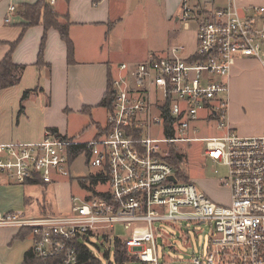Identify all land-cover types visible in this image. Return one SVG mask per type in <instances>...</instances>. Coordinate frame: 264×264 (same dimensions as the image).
Instances as JSON below:
<instances>
[{
	"label": "built area",
	"instance_id": "2783aa9c",
	"mask_svg": "<svg viewBox=\"0 0 264 264\" xmlns=\"http://www.w3.org/2000/svg\"><path fill=\"white\" fill-rule=\"evenodd\" d=\"M245 1L193 8L184 0L183 21L198 24L196 52L186 56L185 46L173 47L136 67L122 64L111 83L108 125L93 141L49 129L41 142L0 144V189L47 188L71 178L78 159L72 161L71 153L82 146L94 170L84 179L99 177L94 189L101 194L95 196L86 182L81 186L87 195L72 198L64 214L32 216L0 205V231L29 237L36 264H80L79 245L90 248L96 238L114 251L120 240L131 263L162 264L157 237L163 234L156 223H205L214 226L212 246L189 264H264V136L243 137L227 120L232 67L242 58L264 65V6ZM201 123L224 134L201 136ZM199 142L207 159L227 168L220 183L230 190L229 205L214 202L194 182L178 180L169 163L171 148L186 155L178 146ZM117 226L128 232L125 238Z\"/></svg>",
	"mask_w": 264,
	"mask_h": 264
},
{
	"label": "crops",
	"instance_id": "0c3cea01",
	"mask_svg": "<svg viewBox=\"0 0 264 264\" xmlns=\"http://www.w3.org/2000/svg\"><path fill=\"white\" fill-rule=\"evenodd\" d=\"M38 1L0 0V63L11 52V46L22 36L23 25L26 23L20 14L23 6ZM146 2L55 0L52 4L51 0H48L60 23H69V34L75 49L74 62H69V50L61 34L55 29H50L43 49V65H39L45 27L43 24L29 27L12 54L13 64L19 66L14 72L19 83L0 92V144L17 141L41 142L49 129L77 141H93L84 139L85 136L81 139L79 134L83 129L92 130L88 118L93 120L98 109H106L109 114V108L100 104L107 95L110 81L118 76L119 67L128 64L132 68L147 61L140 60L141 58L112 59L111 51H106L105 43L125 24V14L135 12ZM183 2L184 0H176V4L169 7L176 42L183 41L186 33L192 32L191 25H196L194 32L196 37L198 35L197 22H185L182 19ZM214 3L216 0H197L195 5L191 6L195 8L197 5H204L210 8ZM245 4L264 6V0H246ZM14 6L16 10L10 13L9 9ZM7 18H10L11 23H7ZM181 46L184 45L174 44L163 54L166 55L173 47ZM230 74L227 111L230 127L243 137L264 136V65L252 58H242L232 67ZM26 92H29L30 96L23 100V94ZM77 120L80 122L76 124ZM214 131L219 136L224 134L216 129ZM15 187L19 186L0 189V204L9 211L23 210L32 204L31 199L25 196V190L18 195L15 193ZM20 187L24 189L27 186ZM223 187L230 195V190ZM203 192L206 194L204 190ZM20 198L25 200L21 201ZM229 199L226 205L231 203V195ZM70 207L60 214L68 212ZM6 233L10 235L8 242L3 241ZM18 236L19 233L14 231H0V264H24L25 249H22V252L15 250L10 256V250L4 247L18 241ZM20 239L30 238L25 235ZM29 246L31 252V239Z\"/></svg>",
	"mask_w": 264,
	"mask_h": 264
},
{
	"label": "rangeland",
	"instance_id": "374dc122",
	"mask_svg": "<svg viewBox=\"0 0 264 264\" xmlns=\"http://www.w3.org/2000/svg\"><path fill=\"white\" fill-rule=\"evenodd\" d=\"M146 1V4L137 8L135 12L125 14L127 17L125 24L120 26L115 36L110 37L111 39L109 38L105 43L106 51H111L112 59L141 58L140 60L148 61L154 57L164 56L163 53L166 49L174 44L186 46V55L195 53L198 47L194 32L196 25H191L192 32L186 33L183 41H175L174 24L171 21L172 16L169 14V7L175 5L176 0ZM196 1L191 0L190 5H195ZM181 24L183 25L184 22ZM107 118L108 110L98 109L97 116L95 115L93 120L88 118V124L90 126L92 124V130L83 129L79 134L82 136L81 139L85 136L84 139L93 140L96 134L98 135L107 127ZM79 122L78 120L75 121L76 124ZM200 125L201 136L214 137L216 135L215 124L211 126L201 123ZM158 137L161 138L160 135ZM204 148V142L178 146L177 149L185 151L186 154L185 161L181 166L187 174L186 176L196 184L199 190H204L214 201L226 205L230 201V195L220 181L225 178L227 168L207 159L204 156ZM71 170V178L61 179L58 185H51L47 190L41 186H27L24 189L19 186L15 187L17 188L15 193L19 195L25 190V196L32 201V204L25 209L32 216L44 213L49 215L60 214L61 211L72 205V198H83L87 195L80 182L84 177H89L94 173V170L86 165L84 155L78 157ZM20 200L24 201L25 199L20 198ZM1 208L7 210L2 205ZM155 227L161 229L163 234V236L157 237L158 258L162 264H189L193 258L201 257L212 246L214 226L210 224H196L186 221L173 225L172 223L158 222ZM116 232L122 238L128 234L122 226H117ZM7 233V237L5 236L3 241L7 240L8 242L10 235ZM29 245L30 239H20L4 247L10 250V256L13 251L22 252V249H25L24 255H26L29 252ZM90 249L103 264H117L112 245L103 238L91 240Z\"/></svg>",
	"mask_w": 264,
	"mask_h": 264
},
{
	"label": "trees",
	"instance_id": "16d2710c",
	"mask_svg": "<svg viewBox=\"0 0 264 264\" xmlns=\"http://www.w3.org/2000/svg\"><path fill=\"white\" fill-rule=\"evenodd\" d=\"M20 14L26 23L23 25V32L21 34L22 36L18 41L15 42V44L11 46V52L0 63V92L5 89L13 88L16 86V84L19 83V79L17 78V76L14 75L15 70L19 68V66L13 64L12 54L14 52L13 50L15 49V46L25 36L24 34L29 29V27L39 26L40 24H43V26L45 27V37L43 39L41 47L39 65H43V49L45 41L47 39V32L50 29H55L59 32V34H61L62 39L66 43L67 49L69 50V62H74L75 49L69 34V23H60L57 13L55 12L51 4L48 3V0H39L34 4L25 5L23 6ZM111 83L112 81H110L106 97L100 104L102 107L109 108V110L112 109L111 106L114 95L111 89ZM23 96V100H26L27 98H29L30 93L26 92L23 94ZM52 130L56 132V130ZM82 152V146L75 148L71 153L72 161L76 160ZM171 152L172 156L169 158V163L173 167H175L178 180L182 182H192L190 181L188 176H186L187 174H185V171H183V167L181 166L184 163L186 156L176 152L173 148H171ZM98 179L99 177L94 176L90 179H82V181L79 182L83 186H87L86 182H90V184H92L93 186L90 189L94 192V195L101 197V194L97 193L94 189V186H96L98 183ZM24 236L25 235H23V232H21L17 240H20V238H24ZM114 253L117 264H141L137 261L136 258L132 260L133 263H131V260L127 258V248L124 244H122L120 240H115ZM78 255L80 264H103L100 259L95 257L91 249L84 244L79 245ZM24 264H36V261H34L31 252H28L25 255Z\"/></svg>",
	"mask_w": 264,
	"mask_h": 264
}]
</instances>
